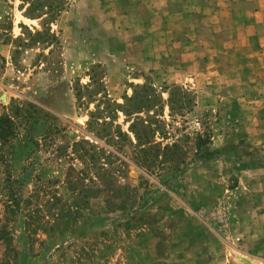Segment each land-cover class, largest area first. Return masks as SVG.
<instances>
[{
	"label": "rangeland",
	"instance_id": "374dc122",
	"mask_svg": "<svg viewBox=\"0 0 264 264\" xmlns=\"http://www.w3.org/2000/svg\"><path fill=\"white\" fill-rule=\"evenodd\" d=\"M198 1L0 0V264H264V0Z\"/></svg>",
	"mask_w": 264,
	"mask_h": 264
},
{
	"label": "crops",
	"instance_id": "0c3cea01",
	"mask_svg": "<svg viewBox=\"0 0 264 264\" xmlns=\"http://www.w3.org/2000/svg\"><path fill=\"white\" fill-rule=\"evenodd\" d=\"M236 1L237 0H223V1L221 0L216 5H212V4L208 3L207 1L204 2L203 0H199L197 2L199 9H197L196 12L202 13V11L205 10L207 13L208 9H211V11L209 13L211 16L209 17V19L211 20L212 23L217 24L215 26L216 27L215 30L218 33H221L222 35H225V38L228 37L229 39L231 38V39H233L232 41H234V39H236L238 36L241 37L242 33L239 32L240 27H242V28L246 27L247 29H249L250 27H255L256 23L261 20V19H255V17H253V19H252L251 16H255L256 12L255 11L250 12V10H246L245 13L243 12V15H242L243 20L240 21L241 18L237 16V13L235 10V8H236L235 6L238 4ZM168 5H169V3H168ZM160 6L161 5L152 6V10H153L152 15H154L155 18H159L160 13H162L164 11V10H160L162 7V6L161 7ZM166 12H167V14L171 12V10L168 6L166 8ZM192 24H193L192 28L196 29L197 25H196L195 21H192ZM239 25H240V27H239ZM235 33H237L236 34L237 37L234 35ZM248 33H250V29H249Z\"/></svg>",
	"mask_w": 264,
	"mask_h": 264
},
{
	"label": "trees",
	"instance_id": "16d2710c",
	"mask_svg": "<svg viewBox=\"0 0 264 264\" xmlns=\"http://www.w3.org/2000/svg\"><path fill=\"white\" fill-rule=\"evenodd\" d=\"M12 128H13L12 118L7 114L1 115L0 116V136L2 138H6L10 133L13 132Z\"/></svg>",
	"mask_w": 264,
	"mask_h": 264
},
{
	"label": "water",
	"instance_id": "95a60500",
	"mask_svg": "<svg viewBox=\"0 0 264 264\" xmlns=\"http://www.w3.org/2000/svg\"><path fill=\"white\" fill-rule=\"evenodd\" d=\"M242 257V256H241ZM243 258V257H242ZM249 262L251 263V264H254V260H252V259H249Z\"/></svg>",
	"mask_w": 264,
	"mask_h": 264
},
{
	"label": "bare ground",
	"instance_id": "6f19581e",
	"mask_svg": "<svg viewBox=\"0 0 264 264\" xmlns=\"http://www.w3.org/2000/svg\"><path fill=\"white\" fill-rule=\"evenodd\" d=\"M26 20H29V19H27V18H25ZM5 96V95H4Z\"/></svg>",
	"mask_w": 264,
	"mask_h": 264
}]
</instances>
